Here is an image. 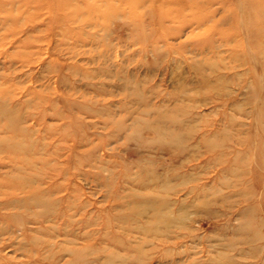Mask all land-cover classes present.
Masks as SVG:
<instances>
[{
    "label": "rangeland",
    "instance_id": "rangeland-1",
    "mask_svg": "<svg viewBox=\"0 0 264 264\" xmlns=\"http://www.w3.org/2000/svg\"><path fill=\"white\" fill-rule=\"evenodd\" d=\"M0 264H264V0H0Z\"/></svg>",
    "mask_w": 264,
    "mask_h": 264
},
{
    "label": "bare ground",
    "instance_id": "bare-ground-1",
    "mask_svg": "<svg viewBox=\"0 0 264 264\" xmlns=\"http://www.w3.org/2000/svg\"><path fill=\"white\" fill-rule=\"evenodd\" d=\"M7 128V127H6ZM8 130V129H7ZM27 136V135H26ZM24 138V137H23ZM26 140V139H25ZM43 148V147H42ZM56 148V147H55ZM60 149H62V148H60ZM20 151V150H19ZM24 151V150H23ZM57 151V150H56ZM21 152V151H20ZM36 152V151H35ZM25 153V152H24ZM50 153V152H49ZM35 154V153H34ZM51 154V153H50ZM56 154H57V152H56ZM20 156V155H19ZM23 157V156H22ZM35 157V156H34ZM33 157V158H34ZM60 157H62V156H60ZM20 158V157H19ZM15 159V158H14ZM30 159H31V157H30ZM60 159V158H59ZM22 160V159H21ZM20 160V161H21ZM26 160V159H25ZM37 160H40V159H37ZM42 160V159H41ZM28 161H29V158H28ZM24 162H27V161H24ZM24 162H22V163H24ZM40 162V161H39ZM28 163V162H27ZM32 164H36V166L35 165H33L34 166V169H36V167H38L37 166V163H34V160H33V163ZM90 164V163H89ZM27 166V165H26ZM29 166V165H28ZM46 166V165H45ZM57 166V165H56ZM39 168V167H38ZM38 168H37V170H38ZM51 168H52V166H51ZM86 168V167H85ZM32 169V168H31ZM42 169V168H41ZM41 169H39L38 170V173L37 174H39V171H41ZM55 170V169H54ZM58 170V169H57ZM76 170V169H75ZM81 171V170H80ZM43 173V172H42ZM37 174H35V176H37L38 177V175ZM82 174V173H81ZM31 175H33V174H31ZM79 175H80V173H79ZM41 176H42V174H41ZM40 176V177H41ZM123 176V175H122ZM39 177V178H40ZM44 177V176H43ZM46 178V177H45ZM50 179V178H49ZM141 182V181H140ZM146 182V181H145ZM11 184H13V183H11ZM42 184V183H41ZM42 186V185H41ZM22 187V186H21ZM42 188V190H43V186L41 187ZM40 189V188H39ZM26 190V189H25ZM32 189H30V191H31ZM33 190H35V189H33ZM31 191L30 193H31V195L33 196L32 198H34L33 199V201H34V203H32V205L34 206V207H37V208H41L42 210L39 212L38 210H37V215L39 216V214H38V212L40 213V214H42L41 212L43 211V209L45 208V209H47L48 207H49V205H47L48 203L46 202L47 200H45L46 198H45V196H46V194H42V195H40V194H38L37 193V190H35V191ZM41 190V189H40ZM39 190V191H40ZM41 190V192L43 193V191H45V190H43L42 191ZM52 190V189H51ZM46 192H47V194L49 193V191H47L46 190ZM51 193H53L52 191H50ZM40 193V192H39ZM55 194V193H54ZM27 195H29V193L27 194ZM45 198V199H44ZM42 200H44V201H42ZM32 201V200H31ZM54 201V200H53ZM63 201H65V199L64 200H59V201H57L58 203L59 202H63ZM75 206H78V205H76L75 204ZM71 208L72 206H70V204L68 205V207L67 208ZM79 208H80V206H78ZM82 207V206H81ZM63 210V209H62ZM35 211V210H34ZM47 212V211H46ZM44 213V212H43ZM77 213V212H76ZM32 214V213H31ZM48 214H50V213H48ZM57 214V212H55L54 213V216ZM61 214V213H60ZM63 214V213H62ZM47 215V214H46ZM44 216V215H43ZM47 216H49V215H47ZM63 216V215H62ZM50 217V216H49ZM68 217V216H67ZM70 217V216H69ZM155 217V219H156V216H154ZM159 217V216H158ZM37 218V217H36ZM48 218V217H47ZM56 218V216L53 218V219H55ZM109 218V217H108ZM25 219V218H24ZM48 219H50V218H48ZM119 220V219H118ZM153 221H156V220H153ZM72 223V221H70L69 220V223ZM108 222V221H107ZM74 223V222H73ZM110 224V223H109ZM153 225V224H152ZM55 227V226H54ZM54 229V228H53ZM58 229V228H57ZM57 229H56V231H57ZM54 231V230H53ZM162 234H163V232L162 231H160ZM53 233V232H52ZM51 233V234H52ZM115 243V242H114ZM69 251V250H68ZM70 254V253H69ZM72 254V253H71Z\"/></svg>",
    "mask_w": 264,
    "mask_h": 264
}]
</instances>
